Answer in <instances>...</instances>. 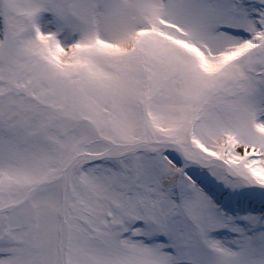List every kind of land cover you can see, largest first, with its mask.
I'll list each match as a JSON object with an SVG mask.
<instances>
[{
	"label": "snow or ice",
	"instance_id": "snow-or-ice-1",
	"mask_svg": "<svg viewBox=\"0 0 264 264\" xmlns=\"http://www.w3.org/2000/svg\"><path fill=\"white\" fill-rule=\"evenodd\" d=\"M0 264H264V0H0Z\"/></svg>",
	"mask_w": 264,
	"mask_h": 264
}]
</instances>
